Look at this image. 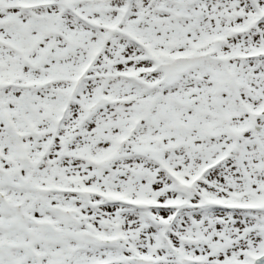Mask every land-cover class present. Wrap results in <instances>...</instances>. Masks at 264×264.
Instances as JSON below:
<instances>
[{"label": "snow or ice", "instance_id": "1", "mask_svg": "<svg viewBox=\"0 0 264 264\" xmlns=\"http://www.w3.org/2000/svg\"><path fill=\"white\" fill-rule=\"evenodd\" d=\"M0 264H264V0H0Z\"/></svg>", "mask_w": 264, "mask_h": 264}]
</instances>
